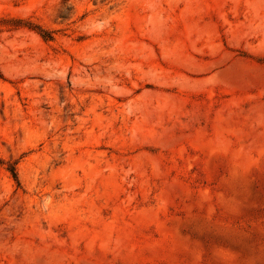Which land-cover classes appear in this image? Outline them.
<instances>
[{
  "label": "rangeland",
  "instance_id": "374dc122",
  "mask_svg": "<svg viewBox=\"0 0 264 264\" xmlns=\"http://www.w3.org/2000/svg\"><path fill=\"white\" fill-rule=\"evenodd\" d=\"M0 264H264V0H0Z\"/></svg>",
  "mask_w": 264,
  "mask_h": 264
},
{
  "label": "trees",
  "instance_id": "16d2710c",
  "mask_svg": "<svg viewBox=\"0 0 264 264\" xmlns=\"http://www.w3.org/2000/svg\"><path fill=\"white\" fill-rule=\"evenodd\" d=\"M12 174H13V177H14L15 179H17L16 172H15L14 170H13Z\"/></svg>",
  "mask_w": 264,
  "mask_h": 264
}]
</instances>
